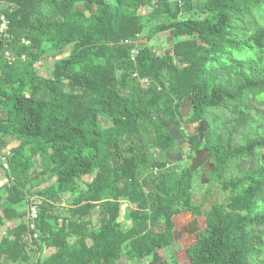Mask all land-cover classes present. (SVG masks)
Instances as JSON below:
<instances>
[{"label": "trees", "instance_id": "16d2710c", "mask_svg": "<svg viewBox=\"0 0 264 264\" xmlns=\"http://www.w3.org/2000/svg\"><path fill=\"white\" fill-rule=\"evenodd\" d=\"M1 16L0 231L25 220L0 235V264L148 260L185 212L204 217L189 264H264V0H0ZM173 125L211 160L224 199L206 211L199 170L169 158Z\"/></svg>", "mask_w": 264, "mask_h": 264}, {"label": "rangeland", "instance_id": "374dc122", "mask_svg": "<svg viewBox=\"0 0 264 264\" xmlns=\"http://www.w3.org/2000/svg\"><path fill=\"white\" fill-rule=\"evenodd\" d=\"M113 1V0H109ZM140 13L145 15L147 13V10L145 8L140 9ZM144 43L141 36L138 37V44ZM154 45L158 46V52L161 53L162 48H167L171 42L167 39V33H161L159 34L155 39L152 40ZM71 47H66L65 50L62 51L61 54L57 55L56 58L61 57H67L69 54ZM55 58V57H54ZM47 65H51V61L47 62ZM45 65L42 63L41 65H36L37 71L40 74L47 75L45 70ZM189 103L186 102L183 110L184 114H186L189 111ZM264 108V107H263ZM106 124V123H105ZM182 126L184 127L182 131H186V133H199L201 134L203 130L205 129V123L201 122L196 125H187L186 123H183ZM169 132L176 138V140L179 142L180 150L176 151V153H171L169 155V158L171 159L172 163L176 162H184L186 163L193 171L199 170V181L200 185H198L196 188H194L193 192V200L201 206L202 211L208 210L209 206L214 203H220L224 199V194L219 191L216 187L213 188V186L210 184V180L207 177V172L210 169V163L211 160L209 156L207 155L206 151L201 150L197 153L190 156V152L188 150L187 144L184 142L183 139H181L180 134L178 133V130L175 125L171 126L169 129ZM15 143H12L11 146H13ZM0 184L5 183L6 178L1 176ZM91 179L90 176H86L82 178V182L89 181ZM38 201H34L32 203H37ZM67 205V200L63 198V201H61V204L59 205L58 210L59 212H64V209ZM26 210L25 207L19 208V211ZM124 215V209L122 208L121 211V219H123ZM90 220L92 223H95L97 221L96 215L92 213L90 215ZM24 218H19V220H23ZM175 227L173 230L174 239L171 246L161 249L157 251L153 256L150 257V261L153 260H160L165 259L167 260L168 264H189V261L187 260L184 249L188 246H193L196 249L201 247V244L197 243L195 239V233L203 229L204 227V217L203 215L193 216L190 213H180L179 215H176L174 218ZM18 221L13 222H7L3 229L7 227H12L13 225L17 224ZM124 264H137L141 263L140 260L129 262L126 259L124 260V257L121 258ZM120 260V262H121Z\"/></svg>", "mask_w": 264, "mask_h": 264}, {"label": "built area", "instance_id": "2783aa9c", "mask_svg": "<svg viewBox=\"0 0 264 264\" xmlns=\"http://www.w3.org/2000/svg\"><path fill=\"white\" fill-rule=\"evenodd\" d=\"M0 20H1V23H0V35L2 33H4L7 29V21L6 19L1 16L0 17ZM125 43H130L131 41L130 40H126L124 41ZM138 53V49L137 48H134L132 51H131V60H134L135 56L137 55ZM5 57L8 61L11 60V56L8 52H5ZM145 81V80H144ZM7 165L4 163L3 164V168H6ZM154 172H156V169H154ZM36 215H37V208H36V204L35 203H32L29 207H28V213H27V219L28 221L30 222L29 223V227L30 229H33L34 228V225H33V220L36 218ZM35 236V235H34Z\"/></svg>", "mask_w": 264, "mask_h": 264}, {"label": "crops", "instance_id": "0c3cea01", "mask_svg": "<svg viewBox=\"0 0 264 264\" xmlns=\"http://www.w3.org/2000/svg\"><path fill=\"white\" fill-rule=\"evenodd\" d=\"M12 145V144H11ZM11 145H9L8 146V149L11 147ZM176 153V152H175ZM4 175V173H3V170L2 169H0V179L2 178L1 176H3ZM2 184H0V186H1ZM28 213V212H27ZM24 218L23 220H25V217L24 216H20V217H18V218H16V219H14L13 221H18L17 222V224H15V225H13L12 227H10V228H13V227H15L16 225H18L21 221H23V220H19V218ZM26 219H27V215H26ZM13 221H11V222H13ZM6 229V228H5ZM5 229H3V226L1 227V231H0V235H2L3 233H4V231H5ZM121 260V259H120ZM120 260H119V262H118V264H124L123 263V261L121 260V262H120ZM125 260V259H124ZM140 262L141 263H137V264H151L153 261H150V260H140Z\"/></svg>", "mask_w": 264, "mask_h": 264}]
</instances>
